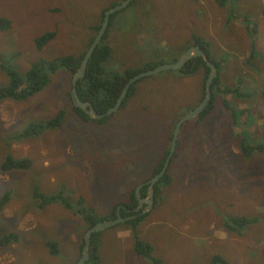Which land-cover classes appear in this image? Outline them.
<instances>
[{"label":"rangeland","instance_id":"1","mask_svg":"<svg viewBox=\"0 0 264 264\" xmlns=\"http://www.w3.org/2000/svg\"><path fill=\"white\" fill-rule=\"evenodd\" d=\"M18 1L12 0L15 6L0 0V14L20 11L19 30L13 17L11 32H0V62L24 72L33 60L82 50L92 32L86 28L74 33L72 23L93 24L96 18L91 15L120 0ZM121 11L109 40L128 65L173 61L197 34L211 42L216 59L226 57L221 82L235 87L241 76L251 77L238 99L226 95L238 110L237 128L234 116L231 120L221 105L201 124L204 130L196 132L192 123L182 127L179 156L169 170L174 179L164 185L163 200L154 203L137 226L118 225L98 237L104 240L102 264H153L147 254L134 251L138 236L154 245V256L163 264H212L216 254L226 255L232 264H264V150L249 157L237 154L242 137L264 139V131H258L264 130V0H226L222 8L213 0H138ZM45 14L52 16L50 21ZM246 17L257 25L261 57L244 61L250 53L247 31H252ZM35 23L39 28L33 29ZM55 28L56 39L39 50L36 36ZM256 63L260 73L252 70ZM70 76L61 70L31 98L5 99L0 105V165L10 152L33 161L29 169L0 172V198L6 191L11 194L0 215V264H76L87 229L78 212L85 205L97 216L110 215L137 183L148 180L165 155L166 126L188 105H196L201 97L197 91H204L202 71L185 77L166 70L140 81L138 94L125 108L114 112L109 122L98 123L72 113ZM9 84V74L0 69V88ZM60 114L64 117L59 127L24 134L34 121ZM36 189L45 195L63 191L60 198L77 213L63 202L41 205ZM226 215L258 222L238 234L226 228ZM11 232L18 233L16 242L2 243ZM47 240L59 242L60 254L50 253Z\"/></svg>","mask_w":264,"mask_h":264},{"label":"trees","instance_id":"2","mask_svg":"<svg viewBox=\"0 0 264 264\" xmlns=\"http://www.w3.org/2000/svg\"><path fill=\"white\" fill-rule=\"evenodd\" d=\"M123 0H120L115 3H111L109 6L106 8L102 9L101 13L96 16V15H91V18H96L94 20L93 24L88 23L87 25L85 23H72L74 33L84 30L86 28L91 30V35L87 40V43L85 47L80 50L79 52H68V53H62L55 55L51 58H40L37 60H33L31 64H29V68L24 71L20 72L17 70H14L11 68L8 64H4L0 62V69L5 70L9 76H10V84L7 86H2L0 88V105L5 99H14V100H27L34 96L36 93L41 92L43 89H45L53 80H54V75L58 74L59 71L64 70L65 73L71 74L70 76V82H69V91L68 95L70 98V104L72 107V113L80 115V118L85 120V121H94L97 120L98 123H107L109 122L111 116H113L115 113L105 116L102 119H92L91 116L83 109L80 107H76L73 102H72V89L71 88V80L74 74L77 72L79 67L81 66L82 60L91 46L92 42L94 41L96 35L100 31V28L102 26V23L105 18V11L116 4L122 2ZM218 7L220 6L221 8L225 5L226 0H213ZM12 2V0H11ZM22 1L19 0L18 3H21ZM138 0H133L130 6H134ZM13 3V2H12ZM15 6L16 4L13 3ZM230 5V4H228ZM129 6V7H130ZM55 10V9H54ZM9 15H12L10 17L7 14H0V32H4L9 34L11 30L13 29V17H15V20H17V25L16 27L19 30L18 27V20H19V15L20 11L19 9H12L8 10ZM58 12V10H57ZM122 11H118L111 16V23L110 26L103 37L101 43L97 46L95 49L93 55L89 59V63L87 65V70L85 75L78 80V93L83 101L86 102H92L94 108L97 110L98 113H105L107 112L111 107H113L121 93L123 92V89L125 88L126 84L128 81L135 76L136 74L147 70L154 68L158 66L159 64L163 63L159 60H150L147 61L146 63H142L140 65L134 64L132 66L128 65L126 62H124V59H127L126 56L123 57V59H119L117 50L113 45H111L109 37L112 29L115 26V21L118 15ZM233 12V11H232ZM48 21L51 20L52 16L47 15ZM231 14L229 17L231 18ZM245 23L246 26L248 27L247 29H251V35L254 36L255 31H257L256 24L252 25L248 22H251L249 18H245ZM52 23H59L53 21ZM56 25V24H55ZM252 25V26H251ZM39 24L35 23L33 25V29L39 28ZM76 26V27H75ZM254 27V28H253ZM62 29H66V27H62ZM59 32V29L55 30H49V31H42L40 32L36 38H35V43L36 47L41 50L43 47L48 45L50 42L56 39L57 33ZM71 37V36H70ZM74 40L76 38V35L73 36ZM255 41L253 40V51L251 56L249 57L250 59H253L254 55H257V51H255L254 47ZM192 45H201L202 49H204L207 53L208 56L214 61V63L217 65L219 68V74L213 83L212 90H213V99L209 103L208 107L201 112L197 117L194 119H189L185 121L182 125V127L185 124H190L192 123L193 126L195 127L196 132H200L205 129V127L201 126V124L209 118L211 113L214 111V109L217 107V105H221L223 107H226L229 116L231 117V120H233L234 116V121L232 123L233 129L237 128L236 124L240 123V118L238 114V110L235 107V104L231 101V99H228L226 95L232 94L234 96V99H238L237 97L242 95L241 92V86L246 84V79L250 78V75L247 76H241L239 78V84L233 87L232 85H228L226 82H221L220 78L223 75L221 73L223 69V63L222 61L226 60L225 56H221L219 59H216L214 54L212 53V45L211 42L201 38L200 35H193V41L192 43L186 45L188 47ZM186 48L180 49L181 52H183ZM14 48H6L5 52H12ZM163 55V53H161ZM6 57V56H5ZM261 57V56H260ZM177 59H175L176 61ZM173 62V61H172ZM126 64V65H124ZM247 64L251 66L253 64V61H248ZM203 67L205 71V76L203 78L204 82V87L206 86L207 82V77L210 72V67L207 65L205 59L203 56H198L193 59H191L182 69H178L179 72L183 74H193L199 70V68ZM123 70V71H121ZM252 70L255 71L256 73H260V69L256 64L252 67ZM224 76V75H223ZM147 77H143L137 82L133 83L122 103V106L120 108L124 109L127 103L134 97V95H137L139 92L138 89V84L140 81L144 80ZM73 87V85H72ZM206 91L204 94L200 97V100L204 98ZM262 97V96H261ZM264 98V94L262 99ZM197 106V105H196ZM195 105H188V108L184 110L181 114H177V117L172 121V123L169 126L168 129V136H167V149L164 151V156L158 163L153 175L149 178L151 179L154 177L163 167L167 156L170 153L171 145L172 143L169 141L173 140V135H174V130L177 125V122L190 110L194 109L196 107ZM233 114V115H232ZM64 114H60L58 117L55 119L49 120V121H43V120H37L34 121L33 124H31L28 128L27 131L24 132V134H28L29 136H32L33 134H37L44 130L45 128H57L62 124ZM244 128H248L246 126H243ZM182 129V128H181ZM232 129V130H233ZM259 132H263L264 130ZM181 132V131H180ZM252 139V141L250 140ZM17 139H21V137L17 136ZM177 149L175 151L174 156L172 157L170 166L165 173V175L155 184V191H154V196H155V201L158 204L160 200L162 199V193L164 191V185L170 184V182L174 179L172 174H169L170 167L172 163L174 162V159L178 158V149L180 145V133H179V138H178V144H177ZM239 145V150L240 152L237 154H244L245 156L249 157L253 152L257 151H263L264 150V139L258 140L257 136L251 135V136H245L242 137L240 142L238 143ZM208 156L210 157L211 161L215 159L214 155L209 153ZM175 159V161H176ZM33 161L31 158L27 159H20L15 156H12L11 154H8L6 160L2 162V168L5 170H12L15 169L16 167H21L23 169L31 167ZM175 163V162H174ZM148 179V180H149ZM146 180V181H148ZM144 181V182H146ZM140 183H137L131 191V194L127 200H125L122 203L116 204L113 207L112 213L110 215L106 216H97V214L93 213V211H89L86 209V206H83V211H79V215L86 221L87 223V229L91 228L94 226L98 221L105 220V219H114L117 218V208L119 205H123L121 208V214L124 217L132 216L137 214L136 208L139 206L138 202V197L136 194V187ZM149 191V185L146 184L142 188V195L145 197L148 195ZM35 194L37 197H40L41 200V205H47L53 202H63V204L68 208L74 211V213H77V211L74 209V207L71 206L69 202H67L65 199L60 198L61 195L63 194V191H58V193H53L51 195H45L43 194L39 189H36ZM10 192H6L5 195L0 198V215L1 212L10 199ZM157 205H155L156 207ZM89 211V212H88ZM146 214L144 215H139L133 219H129L119 225H126V224H131V225H136L141 223ZM1 217V216H0ZM257 218L254 217H248L244 215H226L224 216V224L227 229L231 231H235L238 234H242L247 230L252 223L255 222ZM86 229V230H87ZM137 231L140 233V231L137 229ZM104 231H97L92 234L91 236V244L89 246V253H90V259L87 261L85 264H102V244L104 243V240L100 241L98 237H102L101 235L103 234ZM18 238V233L17 232H11L7 233L3 236L2 238V243L4 244H10L12 241L17 240ZM49 245L50 252L54 255L60 253V246L59 242L57 240H48L46 242ZM86 244L85 241V236H83V241L81 245V255L83 254V248ZM133 249L136 251L138 254L144 255L147 254L151 260L153 261V264H163L162 260L159 257L154 256V245L149 242L148 240L144 239L143 237L138 238L136 237L133 241ZM226 255H221V254H216L213 257L212 264H232L230 260L226 258Z\"/></svg>","mask_w":264,"mask_h":264},{"label":"water","instance_id":"3","mask_svg":"<svg viewBox=\"0 0 264 264\" xmlns=\"http://www.w3.org/2000/svg\"><path fill=\"white\" fill-rule=\"evenodd\" d=\"M130 1L131 0H125L124 2L116 5V7L114 9L119 10L121 8H124L130 3ZM111 12L112 11H106L105 20L102 24V27H101L100 31L98 32L96 38L92 42L91 46L87 50L85 57L82 60L81 66L79 67V69L77 70L76 74L74 75V77L72 79V84H73L72 93H73V97L76 99V104L78 106L82 107L83 109H85L89 114H91L90 111L93 110L94 114H91V115H94L96 117H104L105 115L104 114H98L95 111V108L91 102H85L81 99V97L78 93V80L85 75L89 59L93 55L95 49L98 46V43L101 41L102 36L104 35L105 31L107 30V28L109 26L110 15L112 14ZM196 56H203L206 60L207 65L210 67V72H209L208 79H207L206 97L197 107H195L193 110L189 111L181 120L178 121L176 128L174 130V137H173V142H172V146L170 149V153L167 156L166 161H165L162 169L154 177H152L148 181L140 183L139 185H137L136 194L138 197L139 206L135 210L138 213L135 215H132V216L124 217L120 212L121 206H119L118 210H117L118 211L117 218L101 220V221L97 222L94 227L91 228V231L96 232V231L107 230L109 228H112V227H114L120 223H123V222L129 220V219H133L139 215L145 214L149 210V208L153 206L154 201H155V197H154L155 184L165 175V173L167 172V170L170 166L172 157L174 156L175 151L177 149V140H178V133L180 131V127L185 121L199 115L201 112H203L205 110L209 101L212 99L211 87H212V84H213L215 78L217 77V74H218V68H217L216 64L213 63L208 58L206 51H204L200 46H194V47H191L190 49H188L187 51H185L180 56V58L175 62L176 63L175 66L169 65L168 63H162L159 66L161 70H165L166 68H167V70L168 69H174V70L180 69L190 59H192L193 57H196ZM156 71L157 70H150L148 73L152 74ZM135 80L136 79L133 78L127 86L129 87L133 82H135ZM123 97H124V95L122 94L117 105L115 107H113L112 109H110L108 111V113H112L114 110L119 108V106L123 100ZM145 184L149 185V192H148V195L146 197H144L141 194V189ZM144 204H147V206L143 210H141L140 206H142ZM89 234L90 233L85 235V239L90 244ZM87 249H88L87 247L84 249V256L81 258V260H79V262L77 264H82V261L89 257V253H88Z\"/></svg>","mask_w":264,"mask_h":264},{"label":"bare ground","instance_id":"4","mask_svg":"<svg viewBox=\"0 0 264 264\" xmlns=\"http://www.w3.org/2000/svg\"><path fill=\"white\" fill-rule=\"evenodd\" d=\"M124 1H125V0H123L122 2H124ZM132 1H133V0H131L130 3H129L126 7L121 8V9H119V10H115L114 8L116 7V5H118V4L122 3V2H120V3L116 4L115 6H113V7L109 8V9H107L106 11H112L111 13L114 14V13H116V12H118V11H121V10H123V9H125V8H127V7H129V6L131 5ZM116 2H118V1H116ZM106 11H105V14H106ZM112 14L110 15L109 26H110V23H111V16H112ZM104 20H105V18H104ZM103 22H104V21H103ZM102 24H103V23H102ZM109 26H108V28H109ZM101 27H102V26H101ZM108 28H107V30H108ZM100 29H101V28H100ZM107 30L105 31L104 35L102 36V39H103V37L105 36ZM96 36H97V35H96ZM95 38H96V37H95ZM102 39H101V41H102ZM101 41H100L99 43H101ZM99 43H98V45H99ZM194 46H200V47H201V45H192V46L186 48L182 53H184L185 51H187L188 49H190L191 47H194ZM201 48H202V47H201ZM203 50H204V49H203ZM84 57H85V56H84ZM88 63H89V62H88ZM167 63H168L169 65H172V66H175V64H176L175 62H172V61L167 62ZM161 64H162V63H161ZM161 64H159L158 66H156V67H154V68L147 69V70H144V71H142V72L136 74L135 76H133V77L128 81V83L126 84L125 88L123 89V92L121 93V95L123 94L124 97H123V100H122V102H121V104H120V106H119L118 109L114 110L112 113H108V111H109L110 109H112L113 107H115V106L117 105V103L119 102V100H120V98H121V95H120V97H119L117 103H116L113 107H111L107 112H105V113H98L96 109H95V111H96L98 114H104L105 116H108V115L113 114V113L116 112L117 110H119V109L121 108L122 103H123V101H124V99H125V97H126L128 91H129V89H130V87H131V85H132L133 83L137 82L138 80H140V79L143 78V77H149V76H151V75H155V74H158V73H160V72H163V71H166V70H167V68H166L165 70H161L160 67H159ZM150 70H157V71L154 72V73H152V74H149L148 72H149ZM75 74H76V73H75ZM75 74H74V75H75ZM73 77H74V76H73ZM133 78L136 79L135 82H133V83L128 87L127 85L129 84V82H130ZM72 90H73V89H72ZM206 93H207V91H206ZM206 93H205V94H206ZM83 110H85V109H83ZM85 111H86V110H85ZM86 112H87V111H86ZM87 113H88V112H87ZM90 113H91V114H94L93 110H91ZM88 114H89V113H88ZM91 114H89V115L91 116V118L102 119V118L105 117V116H104V117H96V116L91 115ZM173 137H174V135H173ZM177 144H178V143H177ZM140 181H141V180H140ZM153 205H154V204H153ZM152 207H153V206H152ZM144 208H145V207H143V205L140 206V209H141V210H143ZM150 208H151V207H150ZM150 208H149V209H150ZM145 214H147V213H145ZM98 222H99V221H98ZM95 225H96V224H95ZM95 225H94V226H95ZM94 226H92V227H94ZM92 227H91V228H92ZM91 228L87 229L86 232H85V234H84V236H85L86 234L90 233V234H89V236H90V244H91V236H92L93 233H95V231H91ZM90 231H91V232H90ZM101 231H105V230H101ZM96 232H97V231H96ZM85 241H86V239H85ZM90 244L86 241V244H85V246H84V248H83V254L81 255V257H80L79 260H81V258L84 256V249H85L86 247L88 248L87 250H88V253H89V246H90ZM89 259H90V253H89V257L86 258V259H84V260L82 261V264H85L87 261H89ZM79 260H78V261H79Z\"/></svg>","mask_w":264,"mask_h":264},{"label":"clouds","instance_id":"5","mask_svg":"<svg viewBox=\"0 0 264 264\" xmlns=\"http://www.w3.org/2000/svg\"><path fill=\"white\" fill-rule=\"evenodd\" d=\"M247 35H248V37H249L250 40H251V42H250V53H249V56H248L247 58L244 59V61H245V60H253V59L256 58L257 56H261V53H260L259 49L257 48V42H258V37H259V35L255 33L254 36H252L251 33L248 32V31H247ZM205 39H206V38H205ZM206 40H207V39H206ZM253 40L255 41V44H254L255 51H257L258 54H257V55H254V56H253V59H250L249 57L251 56L252 51H253V49H252V48H253V47H252V46H253ZM204 51H205V50H204ZM206 53H207V52H206ZM182 54H183V53L180 51V54H179L177 57H175V58L173 59V62H176V61L180 58V56H181ZM207 56H208V53H207ZM223 56H224V55H223ZM196 57H198V56H196ZM193 58H195V57H193ZM193 58H192V59H193ZM208 58L214 63V61H213L209 56H208ZM175 59H177V60L175 61ZM204 59H205V58H204ZM190 60H191V59H190ZM190 60H189V61H190ZM189 61H188V62H189ZM205 61H206V60H205ZM161 62H163V63H167V62H165V61H161ZM188 62H187V63H188ZM187 63H186V64H187ZM186 64H185V65H186ZM185 65H184V66H185ZM184 66H183V67H184ZM216 66H217V65H216ZM183 67H181L180 69H182ZM217 68H218V67H217ZM167 71H168V72H179L178 69H176V70H174V69H168ZM201 71L204 73V76H205V71H204V68H203V67L199 68V70H198L197 72L193 73V74H188V75H187V74H183V73H181V72H180V73L183 74V75L186 77V76H193V75H195V74L200 73ZM218 74H219V68H218ZM218 74H217V76H218ZM216 78H217V77H216ZM216 78H215V80H216ZM72 79H73V77H72ZM207 79H208V77H207ZM215 80H214V82H215ZM214 82H213V83H214ZM245 83H246V82H245ZM72 85H73V84H72V80H71V88H73ZM203 86H204V85H203ZM212 86H213V84H212ZM206 90H207V82H206V86L204 87V91H197V93H199V94L196 93V95L199 96L200 93H201V96H202ZM211 91H212V99H213V90H212V87H211ZM205 97H206V94L204 95V98H203L202 100H200V98L198 97V98H199V101H198V103H197L196 105L198 106V105H199V104L205 99ZM260 97H261V96H260ZM261 98H262V97H261ZM212 99H211V100H212ZM242 99H245V98H242ZM211 100L209 101V103L211 102ZM91 103H92V102H91ZM209 103H208V105H209ZM196 105H195V106H196ZM208 105H207V107H208ZM197 106H196V107H197ZM207 107H206V108H207ZM206 108H205V109H206ZM192 110H193V109H192ZM225 110H226V109H225ZM190 111H191V110H190ZM188 112H189V111H188ZM188 112H187V113H188ZM187 113H186V114H187ZM227 113H228V112H227ZM186 114H185V115H186ZM228 114H229V113H228ZM76 115H78V114H76ZM185 115H184V116H185ZM78 116L80 117V115H78ZM184 116H183V117H184ZM197 116H198V115H197ZM197 116H195V117H197ZM183 117H182V118H183ZM195 117H193V118H191V119H194ZM182 118H181V119H182ZM181 119H180V120H181ZM177 123H178V122H177ZM182 125H183V124H182ZM182 125H181V127H180V131H181ZM180 131H179V133H180ZM179 133H178V138H179ZM172 141H173V140H172ZM177 143H178V140H177ZM9 144H10V146L13 145L11 141H9ZM171 146H172V145H171ZM9 154H11L12 156H15L12 152H10ZM15 157H17V156H15ZM17 158H18V157H17ZM5 171H10V170H5V169H3V168H2V163H1V165H0V172H5ZM141 183H143V182H141ZM138 185H139V184H138ZM145 185H146V184H145ZM145 185H144V186H145ZM144 186H143V187H144ZM143 187H142V188H143ZM141 191H142V189H141ZM6 192H7V191H6ZM148 192H149V191H148ZM141 194H142V193H141ZM145 197H146V196H145ZM154 197H155V196H154ZM162 200H163V199H162ZM154 203H156V201H154ZM119 206H121V208L123 207L122 204L119 205ZM119 206H118V207H119ZM154 209H155V208H154ZM117 210H118V208H117ZM120 212H121V210H120ZM144 215H145V214H144ZM145 217H146V216H145ZM144 219H145V218H144ZM143 221H144V220H143ZM143 221H142V222H143ZM255 222H258V219H256ZM255 222H254V223H255ZM120 224H121V223H120ZM252 224H253V223H252ZM118 225H119V224H118ZM118 225H116V226H118ZM116 226H114V227H116ZM112 228H113V227H112ZM109 229H110V228H109ZM47 241H48V240H47ZM47 241H46V242H47ZM15 242H16V240H15V241H12L11 243H15ZM50 253H51V252H50ZM59 254H60V253H59ZM78 262H79V261H77V262H75V263L77 264Z\"/></svg>","mask_w":264,"mask_h":264},{"label":"flooded vegetation","instance_id":"6","mask_svg":"<svg viewBox=\"0 0 264 264\" xmlns=\"http://www.w3.org/2000/svg\"><path fill=\"white\" fill-rule=\"evenodd\" d=\"M71 98H72V102H73V104L76 106V107H80V106H78L77 104H76V99L73 97V93H72V95H71ZM86 102V101H85ZM81 109H83L82 107H80ZM173 142V141H172Z\"/></svg>","mask_w":264,"mask_h":264},{"label":"crops","instance_id":"7","mask_svg":"<svg viewBox=\"0 0 264 264\" xmlns=\"http://www.w3.org/2000/svg\"><path fill=\"white\" fill-rule=\"evenodd\" d=\"M153 263V262H152Z\"/></svg>","mask_w":264,"mask_h":264}]
</instances>
